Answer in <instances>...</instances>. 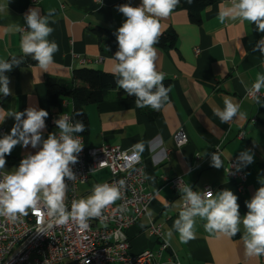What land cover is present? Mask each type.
Returning a JSON list of instances; mask_svg holds the SVG:
<instances>
[{
	"label": "crops",
	"instance_id": "1",
	"mask_svg": "<svg viewBox=\"0 0 264 264\" xmlns=\"http://www.w3.org/2000/svg\"><path fill=\"white\" fill-rule=\"evenodd\" d=\"M125 3L136 6L141 0H0V60L23 55L22 33L16 29L26 28L24 15L30 8H39L43 15L55 9L52 17L55 23L49 25L54 31L48 39L59 45L47 72L36 65H24L6 73L12 95L0 100L3 110L0 114L5 116L0 123V137L10 133L15 123L14 118L7 117L8 112L24 111L30 106L49 113L43 132L45 139L49 133L58 132L50 124L51 113L70 112L73 103L68 101L60 107L49 105L45 80L51 77L69 82L73 69L80 67L112 73L113 55L108 51L106 38H100L93 28L99 25L116 31L125 20L116 6ZM229 5L227 0H214L202 10L199 23L192 22L184 9H174L169 17L161 19L162 33L172 30L176 38L173 45H155L157 70L164 73L171 91L169 102L153 119H148L135 102L118 99L113 90L100 103L84 106L86 147L110 144L129 148L138 142L144 145L140 156L150 199L146 214L126 229L130 253L157 248L158 239L147 229L152 219L162 225L164 239L169 244L162 255L165 264H264V255L245 254L242 223L237 235L227 237L207 232L206 221L197 217L194 238L181 242L173 224L182 210L183 194L163 178L179 176L195 190L210 185L213 194L229 189L238 197L241 217L248 211L245 202L264 186L261 184L264 180V106L245 96L246 87H251L258 74H264V56L253 52V46L264 33L256 31L254 24L239 19H228L221 24L218 13L221 6ZM196 47L200 49L197 55ZM261 92L264 94V88ZM225 97L238 103L246 118L234 117L229 123H222L214 110H223ZM180 128L188 141L177 147L172 135ZM38 150L17 145L6 156L4 171H14L22 155ZM246 150H251L254 161L246 166L240 164L246 175L241 191L226 175L224 167L230 159L240 163L237 157ZM216 152L223 162L219 169L211 166V154ZM109 177L108 168L92 172L78 187L79 199L89 196L93 185ZM170 229L173 235L168 239L166 233Z\"/></svg>",
	"mask_w": 264,
	"mask_h": 264
},
{
	"label": "clouds",
	"instance_id": "2",
	"mask_svg": "<svg viewBox=\"0 0 264 264\" xmlns=\"http://www.w3.org/2000/svg\"><path fill=\"white\" fill-rule=\"evenodd\" d=\"M179 3L180 0H141L140 5L135 7L130 3L116 6L125 20L115 32L118 50L112 57V75L119 89L135 97L138 108L150 107L159 111L169 102L171 86H165V75L157 70L155 45L162 35L161 19L169 17ZM187 3L191 4L192 0H187ZM54 15L55 9L43 15L39 8H30L24 15L26 28L16 29L22 33L21 52L37 61L36 66L44 72H47L54 54L59 51V45L48 39L54 31L49 26L55 23L52 20ZM217 19L221 24L228 19L248 21L256 26V31L264 33V0H230L229 6H221ZM253 52L264 56V36L253 46ZM21 63L22 60L15 57L0 60V94L4 97L12 95L9 87L11 81L6 73ZM262 88L264 74H258L246 91L256 104L264 106ZM214 114L222 123H229L234 117L246 118L239 104L229 97L224 98L223 110L217 108ZM48 116V111L31 106L24 111L7 114V117L14 118L15 123L10 133L0 137V217L15 223L31 210L40 218L38 222H43L46 216L58 225L71 220L87 229L90 219L102 218L104 209L121 199L125 182L120 180L118 185H93L89 196L72 200L69 211L65 204L66 181L76 179L72 166L78 162V155L83 149L81 139L74 133L85 132L86 125L80 120L72 123L69 116L60 115L54 120L58 133H49L45 139L43 132ZM4 120L5 116L0 114V123ZM17 145L39 150L35 154L28 153L14 171L6 172V156L11 155ZM143 149V142L135 144L129 159L138 160ZM237 160L246 166L253 163L254 155L251 150H246L239 154ZM211 166L217 169L223 166L217 152L211 154ZM261 184L264 185V180ZM179 190L183 194V207L174 221L173 229L179 234L181 242L187 243L194 238L197 217L206 221L204 228L207 232L227 237L237 235L242 223L245 231L241 240L245 254L250 257L264 255V186L259 187L254 196L245 202L248 211L243 217L239 211L238 197L229 189L213 194L211 191H194L189 184H185ZM172 235L170 229L166 237L171 239Z\"/></svg>",
	"mask_w": 264,
	"mask_h": 264
},
{
	"label": "built area",
	"instance_id": "3",
	"mask_svg": "<svg viewBox=\"0 0 264 264\" xmlns=\"http://www.w3.org/2000/svg\"><path fill=\"white\" fill-rule=\"evenodd\" d=\"M199 51L197 47L194 49L196 55ZM97 61L99 62L100 58ZM261 95L264 94L261 92ZM245 96L253 99L246 90ZM68 103V100L64 99L61 106ZM60 115L69 116L74 123L71 111L58 110L51 113L50 124L56 126L54 120ZM74 136L81 139L83 149L78 155V162L72 166L76 179L66 181L68 189L65 204L68 210H71L73 199L79 200V185L85 183L92 172L103 168L109 169L110 177L101 184L118 185L120 180L125 182L121 189V199L104 209L102 218L90 219L87 229L71 220L67 224L58 225L46 216L43 222H38L40 218L31 210L27 216L21 217L15 223L0 217V264H87V262L88 264H165L162 255L168 250L169 244L164 239L162 225L152 219L149 220L147 229L150 235L158 239L157 248L135 254L129 252L126 229L146 214L150 199L145 187L142 157L139 155L138 160L129 159L133 155V146L122 148L119 145L105 144L90 148L86 147L82 134L74 133ZM239 137H243L242 132ZM172 138L177 147L188 141L186 133L181 128L172 135ZM216 151H219L218 147ZM26 155L19 158V163ZM224 171L235 181L238 189L243 191L246 175L240 163L230 159ZM163 178L174 189H180L185 185L179 176ZM193 190L214 193L210 185ZM49 224L52 226L49 227Z\"/></svg>",
	"mask_w": 264,
	"mask_h": 264
},
{
	"label": "trees",
	"instance_id": "4",
	"mask_svg": "<svg viewBox=\"0 0 264 264\" xmlns=\"http://www.w3.org/2000/svg\"><path fill=\"white\" fill-rule=\"evenodd\" d=\"M214 0H192L191 4L187 3V0H180V3L175 9H184L188 12L189 18L194 23H199L201 20L202 10L210 5ZM93 31L100 37H105L108 51L114 55L118 48L115 32L103 26H96ZM175 33L170 30L163 32L159 38L158 46L173 45L175 41ZM16 59H21L22 63L19 67L24 65H36L37 61L33 60L31 56H12ZM15 67L14 69H18ZM165 86H170V82L164 79ZM47 90V102L49 105L61 106L62 100L66 99L73 103V109L71 110V117L75 123L77 120L83 121L86 125L87 132V117L84 111V106L87 104H97L104 100L107 93L110 90L115 91L116 97L121 100L135 102L134 96H128L122 89L116 86L115 78L112 73L104 72L95 68L80 67L75 68L72 71V76L69 82H66L57 78H47L45 80ZM3 95H0V100L3 99ZM140 111L146 115L148 119H153L157 114V110H153L150 107L140 108ZM82 113V115H77Z\"/></svg>",
	"mask_w": 264,
	"mask_h": 264
}]
</instances>
